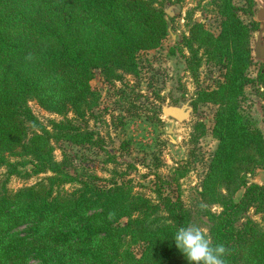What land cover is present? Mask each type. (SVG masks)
<instances>
[{"label": "trees", "instance_id": "1", "mask_svg": "<svg viewBox=\"0 0 264 264\" xmlns=\"http://www.w3.org/2000/svg\"><path fill=\"white\" fill-rule=\"evenodd\" d=\"M164 1L0 0V264H187L172 240L179 227L193 223L180 199L157 191L152 200L125 175L97 185V177L66 153L56 160L50 143H97L79 123L98 106L89 82L96 71L107 82L137 75V54L158 47L168 34ZM241 1L211 0L219 33L195 22L183 43L193 75L203 57L225 69L224 81L195 99L217 105V146L199 191L203 204L198 202L210 222L206 236L225 247V264H264V225L241 219L250 207L264 211V184L247 178L264 168V135L238 105L253 81L247 69L258 23L239 15H252L255 1ZM257 81L264 90V63ZM31 101L62 117L50 121L52 132L34 115ZM176 172L177 182L187 169ZM39 174L45 176L35 184L8 187L12 177ZM240 187L244 193L235 201ZM212 204L220 211H209Z\"/></svg>", "mask_w": 264, "mask_h": 264}, {"label": "rangeland", "instance_id": "2", "mask_svg": "<svg viewBox=\"0 0 264 264\" xmlns=\"http://www.w3.org/2000/svg\"><path fill=\"white\" fill-rule=\"evenodd\" d=\"M254 1L252 15L239 13L245 23L256 21L258 29L251 33L253 58L247 69V75L253 81L245 86L238 105L241 114L249 117L264 135V90L257 81V73L264 60L254 54L261 31L264 41V0ZM210 2L164 1L166 24L174 33V38L167 30V36L158 47L140 51L136 56L137 75L124 74L123 80L107 82L98 71L95 72L89 84L99 95L98 106L93 117L79 123L94 132L96 144L81 146L65 140L50 141L56 160L66 153L73 165L97 177V185L108 186L114 181L119 182L120 175H125V179L131 180L135 191L144 193L152 200L157 199V191L171 200L180 199L193 216L192 225L202 229L208 237L209 218L198 202L203 204L199 191L217 146L212 131L217 105L208 101L195 104V99L200 90H215L224 81L225 69L203 57L193 75L187 68L189 52L183 39L189 35V27L195 22L202 23L214 35L219 33L220 16ZM234 2L238 5L243 3L241 0ZM259 11H262L263 20L257 18ZM29 105L34 115L51 132L50 121L62 119L33 101ZM183 167L187 173L176 182V170L181 171ZM24 168L29 170L30 165ZM3 174L4 168L0 167V182ZM44 176L39 174L27 180L12 177L8 187L18 189L32 185ZM247 178L249 183L263 185L264 168L256 169ZM65 188H70V185ZM244 190V187L236 190L233 196L235 201L240 200ZM221 191L224 192V189ZM206 206L211 212L220 211L218 204ZM246 218L264 225V211L257 212L255 207H250L241 219L244 221ZM134 252L137 257L140 255L138 246L134 247Z\"/></svg>", "mask_w": 264, "mask_h": 264}, {"label": "clouds", "instance_id": "3", "mask_svg": "<svg viewBox=\"0 0 264 264\" xmlns=\"http://www.w3.org/2000/svg\"><path fill=\"white\" fill-rule=\"evenodd\" d=\"M172 240L187 264H225V247L214 246L205 232L197 226L179 227Z\"/></svg>", "mask_w": 264, "mask_h": 264}, {"label": "water", "instance_id": "4", "mask_svg": "<svg viewBox=\"0 0 264 264\" xmlns=\"http://www.w3.org/2000/svg\"><path fill=\"white\" fill-rule=\"evenodd\" d=\"M261 12L262 11H259V13L257 14V18L259 20H263V17L261 16ZM167 30L170 33V35L174 38V33L171 31V28L169 26L167 27ZM261 34H262V31L259 32L258 34L257 41L255 43V48H254V54L256 57L264 60V41L262 42Z\"/></svg>", "mask_w": 264, "mask_h": 264}]
</instances>
